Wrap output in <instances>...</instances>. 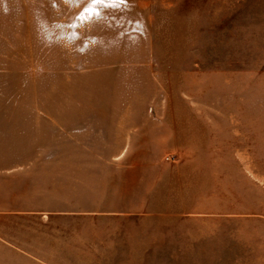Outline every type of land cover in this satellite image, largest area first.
Wrapping results in <instances>:
<instances>
[{"label": "rangeland", "instance_id": "rangeland-1", "mask_svg": "<svg viewBox=\"0 0 264 264\" xmlns=\"http://www.w3.org/2000/svg\"><path fill=\"white\" fill-rule=\"evenodd\" d=\"M0 108L84 112L13 185L36 264H264V0H0Z\"/></svg>", "mask_w": 264, "mask_h": 264}, {"label": "crops", "instance_id": "crops-1", "mask_svg": "<svg viewBox=\"0 0 264 264\" xmlns=\"http://www.w3.org/2000/svg\"><path fill=\"white\" fill-rule=\"evenodd\" d=\"M50 94L53 96V91ZM72 96L78 97L79 92ZM54 112L61 115L54 117ZM83 113L79 108H0V162H23L18 164L21 166L18 169L0 164V264H15L12 258L18 259V263L21 257L24 262L28 259L36 264V239L28 237L22 241L20 221H30L31 217L35 220L39 207L28 194H18L13 185L18 179L29 183L34 176L33 170L25 162L51 159L50 154L37 152L41 150L37 145H42L40 140L45 135L42 129L48 125L46 134L52 137L54 125L69 127L64 117L67 116L73 128L78 130L84 121ZM59 128L64 132V127ZM4 219L11 222L7 228L2 223ZM29 228L28 224V235Z\"/></svg>", "mask_w": 264, "mask_h": 264}, {"label": "snow or ice", "instance_id": "snow-or-ice-1", "mask_svg": "<svg viewBox=\"0 0 264 264\" xmlns=\"http://www.w3.org/2000/svg\"><path fill=\"white\" fill-rule=\"evenodd\" d=\"M92 3H106V2H112V3H125L126 0H91Z\"/></svg>", "mask_w": 264, "mask_h": 264}]
</instances>
